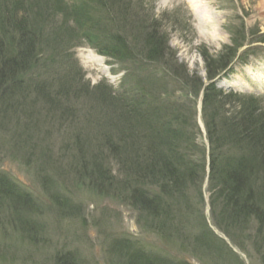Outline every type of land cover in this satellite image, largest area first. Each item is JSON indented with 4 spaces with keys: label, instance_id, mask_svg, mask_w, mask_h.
Here are the masks:
<instances>
[{
    "label": "rangeland",
    "instance_id": "374dc122",
    "mask_svg": "<svg viewBox=\"0 0 264 264\" xmlns=\"http://www.w3.org/2000/svg\"><path fill=\"white\" fill-rule=\"evenodd\" d=\"M21 1L16 17L24 20L25 34H32L37 43L35 65L30 67L36 81L32 86L33 78L27 76L28 88H17L16 83L6 85L11 99L0 93L7 109L5 115L1 114L5 124L0 117V176L27 192L33 208H10L0 200V264H146L145 260L157 264L158 259V264H264V234L258 233L260 225L255 218L232 232L240 248L214 228L211 232L216 238L202 228L201 213L210 224L211 220L206 182L204 203L199 201V176L192 186L186 184L188 214H175L181 217L179 226H185L180 235L167 225L164 231L156 229L161 221L167 223L164 213L154 220L124 200L126 190L119 188L124 186L125 173L115 158L129 163V157H116L102 141L97 124H108L111 110L101 102L105 92L94 87L102 84L118 89L131 68L98 55L82 38L70 40L65 34L60 41L52 34L69 20L64 16L76 0ZM121 1L129 2L130 9L143 21L155 22L159 32L153 43L161 46L168 65L184 73L197 90L196 125L206 149L201 97L208 84L213 82L224 92L254 96L262 101L259 106L264 112V0ZM8 2L15 5L16 0ZM124 10L115 9L112 16L117 26L129 32L127 35L120 29L133 44L139 34L131 30L133 19L125 17ZM10 11L0 0V40L15 46L17 35L6 27ZM71 22L63 29L73 26ZM234 44L242 47L230 69L207 81L205 57L216 60L224 47ZM143 68L157 70L149 64H143ZM47 81L51 84L46 86ZM41 84L46 91L36 87ZM212 110L207 106L206 115ZM247 110L243 113L236 103L218 108L216 118L223 123L219 130L227 134L226 128L232 131L236 127L242 132L234 124L235 116L248 115ZM74 112L79 115L74 116ZM27 137L30 143L23 150L12 148V139L22 141ZM94 141L100 143L99 150ZM257 154H263V160L264 153ZM137 158L147 161L149 155L140 153ZM107 178L112 179L110 189ZM250 179L255 193L264 192L263 164ZM104 188L110 192L105 193ZM172 214L166 210L168 218Z\"/></svg>",
    "mask_w": 264,
    "mask_h": 264
},
{
    "label": "trees",
    "instance_id": "16d2710c",
    "mask_svg": "<svg viewBox=\"0 0 264 264\" xmlns=\"http://www.w3.org/2000/svg\"><path fill=\"white\" fill-rule=\"evenodd\" d=\"M9 2L4 0L7 9H11L5 25L8 29L10 26L12 32L17 35L18 43L14 46L0 40V93L5 99H11L12 93L8 92L6 87L10 83H16L17 88L23 85L28 88L26 78L32 77L30 67L35 65L32 63L33 51L37 46L33 35L25 34L24 20L16 17L23 1L16 0L15 5H10ZM70 6L71 9L64 17L68 16L73 26L63 29L69 20L63 21V26L55 29L52 34L56 38L60 37V41L65 34L70 40L82 38L98 55L131 68L130 74L123 75L118 89L102 84L94 87L95 90L105 92L106 98L109 99L102 95L101 102L102 104L106 102L109 106L108 111L111 110V114L107 115L108 124H97L100 125L98 129L101 130L102 141H105L106 147L116 157H129V163L124 159L120 160V157L115 158L121 166L120 170L125 173L124 186L118 187L126 190L127 197L124 200H129L130 206L139 213L153 216L154 220L164 213L163 216L168 221L166 224L161 221L162 225L159 224L156 229L164 231L167 229L164 226L167 225L174 234L180 235L185 226H179L178 219L181 217L175 214L180 212L188 214L186 184L192 186L199 176V201L204 203L202 191L206 182L210 220L215 230L239 247L233 239L232 232L245 221L255 218L260 225L258 233L264 234V192L255 193L249 185L252 173L257 172L262 164L264 166L263 154L259 156L257 154L264 153V112H261L259 106L262 101L251 95L221 91L213 82L208 84L201 97V119L208 145L206 149L201 143L196 125L197 90L184 73L180 74L168 65V61L163 57V49L161 52V46L153 43L159 32L155 22L150 23L151 21L145 19L143 21L139 13L136 11L134 13L130 9L129 2L121 0H76ZM115 9L118 11L126 9L125 15L121 16L133 19L131 30H136L135 32L139 34L137 39L134 38L133 44L125 35L129 32L125 33L126 31L115 24L112 16ZM148 24L151 25L150 28H147ZM120 29L125 34L120 33ZM9 45L12 46L11 49ZM241 47L239 44H234L231 48L224 47L216 60L205 57L206 80L211 82L220 73H225ZM143 64H149L157 70H146ZM34 81L36 77L31 81L32 86ZM48 83L50 82L47 81L46 86ZM38 86L40 91L47 90L42 84L36 87ZM176 87L180 89V94L177 93ZM233 103L241 105L243 113H246L247 109L250 111L248 115L235 116L234 124L239 125L242 132L236 127L231 131L224 126L226 134L225 131L219 130L223 128V123L216 118L217 111L218 108ZM2 104L3 101L0 102L1 119L3 118L1 114L5 115L7 112L6 104ZM207 106L213 109V114L206 115ZM73 115L79 114L74 112ZM17 138L12 139V148L23 150L30 143L28 137L22 141ZM97 142L95 144L99 150L100 143ZM140 153L149 155L147 161L138 160L137 156ZM90 158L95 162L96 157L93 154ZM111 180L110 178L106 184L108 189L109 186L112 187ZM94 189L102 193L96 186ZM104 189L105 193L110 192L107 188ZM0 200L7 202L10 208L17 206L33 208L31 196L4 176H0ZM166 210L173 213L170 218L165 215ZM201 221L202 228L214 236L207 226L204 212L201 213ZM142 222L146 223V220ZM131 257L133 259V256ZM158 260H155V263L158 264ZM145 262L152 264L154 261Z\"/></svg>",
    "mask_w": 264,
    "mask_h": 264
},
{
    "label": "bare ground",
    "instance_id": "6f19581e",
    "mask_svg": "<svg viewBox=\"0 0 264 264\" xmlns=\"http://www.w3.org/2000/svg\"><path fill=\"white\" fill-rule=\"evenodd\" d=\"M221 85H223V83ZM207 201H208V204H209V198L207 199ZM208 208H209V212H210V206L209 205H208ZM206 223H208L207 226L211 230L213 228L212 225L208 221H206Z\"/></svg>",
    "mask_w": 264,
    "mask_h": 264
}]
</instances>
